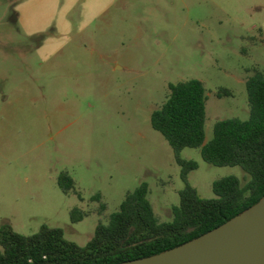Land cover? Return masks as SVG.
Returning <instances> with one entry per match:
<instances>
[{"label":"rangeland","instance_id":"rangeland-1","mask_svg":"<svg viewBox=\"0 0 264 264\" xmlns=\"http://www.w3.org/2000/svg\"><path fill=\"white\" fill-rule=\"evenodd\" d=\"M254 70L264 73V0H0V228H59L83 247L142 183L171 221L184 185L151 113L170 84L201 81L209 141L217 121L249 118ZM181 158L198 164L188 183L201 199L221 178L249 180L196 149ZM64 171L77 193L58 188Z\"/></svg>","mask_w":264,"mask_h":264},{"label":"trees","instance_id":"trees-1","mask_svg":"<svg viewBox=\"0 0 264 264\" xmlns=\"http://www.w3.org/2000/svg\"><path fill=\"white\" fill-rule=\"evenodd\" d=\"M245 86L249 118L217 121L209 141L205 140L206 97L201 81L170 84L165 102L151 113L150 125L172 149L184 185L178 193L179 205L171 209V221L159 222L147 199L148 186L142 183L126 194L107 224H97L83 247L67 241L59 228L42 226L36 234L23 236L3 225L0 264H120L147 258L198 238L255 205L264 197V73L254 70ZM215 95L232 97L227 89ZM184 149L199 150L201 159L214 167H240L249 180L221 178L212 184L215 197L201 199L188 183L198 164L181 158ZM57 185L65 195L77 193L66 171L58 176ZM93 198L99 200V195ZM85 216L74 209L70 220L77 223Z\"/></svg>","mask_w":264,"mask_h":264},{"label":"water","instance_id":"water-1","mask_svg":"<svg viewBox=\"0 0 264 264\" xmlns=\"http://www.w3.org/2000/svg\"><path fill=\"white\" fill-rule=\"evenodd\" d=\"M120 264H264V197L218 228L183 245Z\"/></svg>","mask_w":264,"mask_h":264}]
</instances>
